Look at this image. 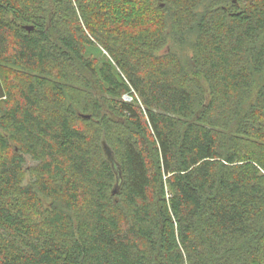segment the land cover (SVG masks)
I'll return each mask as SVG.
<instances>
[{"label":"trees","instance_id":"trees-1","mask_svg":"<svg viewBox=\"0 0 264 264\" xmlns=\"http://www.w3.org/2000/svg\"><path fill=\"white\" fill-rule=\"evenodd\" d=\"M0 264H264V0H0Z\"/></svg>","mask_w":264,"mask_h":264},{"label":"water","instance_id":"water-1","mask_svg":"<svg viewBox=\"0 0 264 264\" xmlns=\"http://www.w3.org/2000/svg\"><path fill=\"white\" fill-rule=\"evenodd\" d=\"M26 29L27 30H31V27H26ZM106 153H107L108 159L111 162L113 171H114V173L116 175V184H115L114 189L112 190V193H111L112 195H116L119 192V188H120V185H121V182H122L121 172L119 171V167L114 162L111 154L108 151Z\"/></svg>","mask_w":264,"mask_h":264},{"label":"rangeland","instance_id":"rangeland-1","mask_svg":"<svg viewBox=\"0 0 264 264\" xmlns=\"http://www.w3.org/2000/svg\"><path fill=\"white\" fill-rule=\"evenodd\" d=\"M171 49L177 52V54L180 56L181 60L184 62L187 58L191 57V49L189 48V45L185 46H179V45H172ZM29 177L26 176V180L28 181Z\"/></svg>","mask_w":264,"mask_h":264},{"label":"built area","instance_id":"built-area-1","mask_svg":"<svg viewBox=\"0 0 264 264\" xmlns=\"http://www.w3.org/2000/svg\"><path fill=\"white\" fill-rule=\"evenodd\" d=\"M124 99H125V100H127V101H129V100H130V98H129V97H127V96H124Z\"/></svg>","mask_w":264,"mask_h":264}]
</instances>
